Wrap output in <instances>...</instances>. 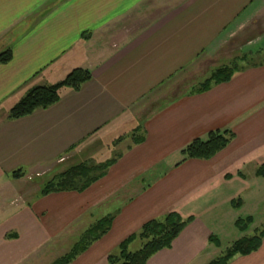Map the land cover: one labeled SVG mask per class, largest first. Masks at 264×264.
Segmentation results:
<instances>
[{
  "label": "crops",
  "instance_id": "1",
  "mask_svg": "<svg viewBox=\"0 0 264 264\" xmlns=\"http://www.w3.org/2000/svg\"><path fill=\"white\" fill-rule=\"evenodd\" d=\"M258 5L264 8V0H0V53L12 50L13 54L11 62L0 63V177L21 167L35 170L43 160L59 161L102 142L104 148L91 157L95 160L114 144L134 106L215 48L228 33L243 30V19L256 14ZM148 14L145 26L116 49L91 50L99 32L110 24ZM261 32L239 48L235 61L244 58L240 66L244 70L228 83L184 96L153 114L142 124L145 142L127 147L105 178L82 194L58 193L48 202L37 201L34 210H48L51 215L63 208L77 209L76 214L93 209L96 215L117 194L133 191L130 199L119 202L110 233L73 264H106L112 242L118 241L119 248L147 222L192 200V194L199 198L211 194L207 203L219 200L222 182L247 181L248 163L254 161L257 176L264 166V59L256 66H249L256 62L245 59L264 54ZM85 33H92L89 41H83ZM76 68L89 69L93 75L79 92L63 89L61 101L50 109L16 121L8 119L10 108L31 88L57 84ZM225 129L235 138L213 159L172 164L153 185L138 190L139 177L194 140ZM64 200L68 201L63 204ZM25 216L20 217L19 231L41 220ZM194 223L172 249L161 251L149 264L162 255L166 258L178 245L189 246L186 239H197L192 235ZM34 235L41 237L39 232ZM210 247L219 256L221 249L211 243ZM189 253L188 249L184 259ZM0 255L9 264L10 256L19 259L25 254L4 248ZM229 264H264V241L259 251L238 256Z\"/></svg>",
  "mask_w": 264,
  "mask_h": 264
},
{
  "label": "rangeland",
  "instance_id": "2",
  "mask_svg": "<svg viewBox=\"0 0 264 264\" xmlns=\"http://www.w3.org/2000/svg\"><path fill=\"white\" fill-rule=\"evenodd\" d=\"M259 5L255 9L256 14H253L251 18L245 17L243 19V30L240 29L241 31H239V29H236L233 33H228V36L222 39L215 48L208 50L199 60L177 74L172 81L167 82V84L161 86L134 106L129 111L128 118L123 121L126 122L125 125L127 126L119 130V135L115 138L114 144L109 149L102 151L103 153L97 156L95 160H92L91 157L104 148L102 142L97 145H89L81 152L78 151L77 153L64 156L59 161L57 160L58 158L48 162L43 160L40 168L35 170L29 167H21L22 169L14 171H22L20 179L12 177L14 172L8 173L5 177H3V174L0 177V253L2 249L9 248L16 249L20 254H25L21 258L19 256V259L17 257L12 259L10 256L9 264H55L72 252L74 247L82 241L85 233L97 221L104 218V216L118 213L116 211L121 207L119 202L130 199L134 194L133 191L117 194L111 203L100 207L96 211V215H94L93 209L87 212L78 211L79 214H76L75 211L77 209L66 208L58 210V212L61 211L59 212L60 215H57L58 212L51 215L48 210H43V212L35 211L33 206L39 200L48 202L51 200L50 198H54L53 195L56 193L48 196H42V193L46 186L57 176L82 163H104L112 159L114 154L123 152L127 147H132L134 138L144 135L142 124L155 114L159 108L166 105L169 98L181 93H189L194 87L198 88L211 76L212 72L219 68L234 65L243 66L244 58H239L240 60L235 61V58L241 53L239 48L247 39L252 38L251 36L256 35L257 37L264 30V8ZM261 10L263 11L261 12ZM149 15L143 17L133 15L110 24L99 32L94 40L95 45L91 46V50L99 49L101 51V49H104L108 51L116 49L136 29L145 26L150 19ZM253 30L254 32L250 33ZM80 51L85 52L84 54L88 53L86 49L80 48ZM257 56H248L245 60L259 62L264 59L263 53H259ZM138 127H141L142 131L137 132L136 129ZM182 160L183 156L179 153L157 169L139 177L136 181L138 190L140 191L143 187L147 188L153 185L162 175L169 171V167L172 164H179ZM244 169V173L247 175L246 182H241L235 177L237 181L233 183L222 182L221 186L218 185L223 191V194H218L220 196L219 200L207 203V198L211 194H204L200 198L198 197L199 195L192 194V200H187L174 206L173 212L179 211V215H181L183 220L194 218L195 226L192 235L197 237V239L192 240L191 237L186 239L184 242L190 243L189 246L185 243L178 245L176 251H170L166 258L162 255L153 264H209L224 254L234 241L243 237L254 236L264 229V178L256 176L254 161L250 165L248 163ZM66 201L68 200H64L63 204ZM234 202L237 204L241 203V205L235 206ZM171 212L165 211L159 215L158 219H163ZM23 216L36 217L41 220L36 221L32 225L21 227L23 230L19 231L20 220H23L20 217ZM249 217L254 218L253 224L248 231L240 232L236 227V222ZM36 232H39L41 237L34 235ZM212 236H217L221 242L219 247V250H221L218 252L219 256H214V251L210 252L214 250L211 249L209 243V238ZM116 242L118 241L112 242V245L107 247L106 251L110 253L109 256L118 255L119 248ZM142 247L143 242L137 240L130 246V251L137 252ZM188 249L190 253L184 259ZM5 261L6 258H2L0 255V264H5Z\"/></svg>",
  "mask_w": 264,
  "mask_h": 264
},
{
  "label": "trees",
  "instance_id": "3",
  "mask_svg": "<svg viewBox=\"0 0 264 264\" xmlns=\"http://www.w3.org/2000/svg\"><path fill=\"white\" fill-rule=\"evenodd\" d=\"M91 36L92 33L83 34V41H89ZM12 59V50L0 53L1 64H7L11 62ZM256 65H258L257 62L251 65L249 64V66ZM244 69L245 68L238 65L219 68L212 72L211 76L198 88L194 87L189 93H181L169 98V101L166 102L167 104L159 108L158 111L184 96L203 94L210 91L215 86L228 83L237 72ZM175 77L176 76L171 77L169 81H172ZM92 80L93 75L91 70L76 68L71 71L63 81L57 84L33 87L20 101L10 108L8 119L16 121L29 117L39 110H48L61 101V92L63 89L79 92L83 85ZM165 84H167V82H165L163 86ZM136 131L140 132L142 128L138 127ZM234 138L235 134L229 129L212 131L205 138H198L186 146L181 151L183 160L177 165L179 166L188 160H211L220 152L224 151ZM145 140L146 136L144 132V135L134 138V145H141ZM131 148L132 147L129 149ZM122 157L123 152H120L114 154L112 159L104 163L89 162L75 166L51 181L46 186L42 196L71 192L82 194L94 184L105 178L110 169L117 164ZM21 173L22 171L14 172L12 177L14 179H20L22 177ZM257 176L264 178V166L259 169ZM234 205H241V203L237 204L234 202ZM116 216L117 214H110L97 221V223L85 233L82 241L74 247L72 252L66 258L55 264H71L78 256L87 252L93 244L103 239L111 231ZM193 221V217L186 221L183 220L181 215L177 212H171L163 219H154L145 224L139 233L134 234L124 241L119 246L118 255L109 256L107 264H149V261L161 251L172 249L174 242ZM253 222V217H249L245 220L240 219L236 222V227L240 232L244 233L248 231ZM137 240L143 242V247L137 252H131L130 246ZM209 241L218 248L221 246V242L217 236H212ZM263 241L264 229L254 236L243 237L234 241L224 254L209 264H229L238 256H249L260 250Z\"/></svg>",
  "mask_w": 264,
  "mask_h": 264
}]
</instances>
